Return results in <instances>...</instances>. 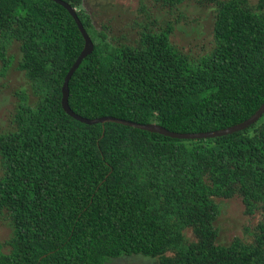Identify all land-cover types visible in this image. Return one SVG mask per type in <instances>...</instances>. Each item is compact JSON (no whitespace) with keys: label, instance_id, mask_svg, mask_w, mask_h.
<instances>
[{"label":"trees","instance_id":"16d2710c","mask_svg":"<svg viewBox=\"0 0 264 264\" xmlns=\"http://www.w3.org/2000/svg\"><path fill=\"white\" fill-rule=\"evenodd\" d=\"M63 1L95 44L69 81L78 115L199 133L240 124L264 104V0H162L214 11L213 47L197 59L172 43L182 16L158 27L143 6L149 22L134 24L138 39L118 43L94 28L83 0ZM15 43L37 100L21 90L13 129L0 133V218L13 233L0 264H264V115L206 139L87 125L61 103L85 44L69 12L51 0H0L4 70ZM233 198L260 219L252 241L221 245L216 200Z\"/></svg>","mask_w":264,"mask_h":264},{"label":"rangeland","instance_id":"374dc122","mask_svg":"<svg viewBox=\"0 0 264 264\" xmlns=\"http://www.w3.org/2000/svg\"><path fill=\"white\" fill-rule=\"evenodd\" d=\"M256 1L252 0L253 3ZM162 2V0H83L81 8L90 14L96 30L101 31L104 26L108 28L109 41L115 39L118 43L127 44H134L138 39L139 27L135 28L134 24L144 25L147 21V12H142L143 6L150 13L152 20L158 22V27L165 25L166 21H174L182 16L171 37L172 43L194 59L207 55L213 47L215 15L211 6H202L198 1H186L170 7L164 6ZM8 56L12 58V61L6 70L0 59V133L13 129L11 120L19 103L18 93L21 90H25L29 95L30 103H35L37 100L25 73L18 69L21 58L19 43L11 45ZM250 133L253 134L254 130L251 129ZM216 201L220 208L215 222V227L220 234L218 244L228 245L235 239L252 241L250 231L259 222L260 216L258 214L247 215L240 198L227 201L217 199ZM12 234L8 221L0 218V245L4 253L9 252V247L5 246V242L11 238ZM187 237L190 241L196 240L189 231ZM142 260L144 263L156 264L150 259L142 258ZM117 264L123 263L118 262Z\"/></svg>","mask_w":264,"mask_h":264},{"label":"water","instance_id":"95a60500","mask_svg":"<svg viewBox=\"0 0 264 264\" xmlns=\"http://www.w3.org/2000/svg\"><path fill=\"white\" fill-rule=\"evenodd\" d=\"M51 1H54L57 4L63 6L69 12V14L73 17L76 24L78 25V28H79V30H80L83 38H84V41H85L84 48H83L81 54L79 55L76 62L73 64V66L69 70L67 76L65 77L64 84L62 87V101H61L63 110L68 115H70L74 119L80 121L81 123H84L87 125H94V124L100 123V124L104 125L107 122H113V123L123 124V125L130 126V127L139 128V129L146 130V131L153 132V133H159V134H162L164 136H169L171 138L206 139V138L221 137V136H225L228 134H233V133L238 132V131H243V130L249 128L250 126H252L253 124H255L256 122H258L262 118V116L264 115V104H263L257 110V112L255 114H253L249 119H247L246 121H244L240 124L234 125L232 127L226 128V129L217 130V131L199 132V133H177V132L169 131L166 128H164L158 124H155V123L140 124V123H136V122H132V121L118 119L115 117H101V118L88 119V118H85V117L78 115L77 113H75L72 110V108L70 107V104H69V81H70L71 77L73 76L74 72L81 65L82 61L94 51L95 44L92 41L89 34L87 33L85 27L83 26V23L81 22L78 14H77L76 8L72 7L70 3L63 1V0H51Z\"/></svg>","mask_w":264,"mask_h":264},{"label":"flooded vegetation","instance_id":"af4514ba","mask_svg":"<svg viewBox=\"0 0 264 264\" xmlns=\"http://www.w3.org/2000/svg\"><path fill=\"white\" fill-rule=\"evenodd\" d=\"M118 262H122L123 264H150V262H145L140 257H131V258H122L118 261H115L114 264H117Z\"/></svg>","mask_w":264,"mask_h":264}]
</instances>
